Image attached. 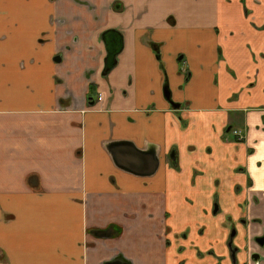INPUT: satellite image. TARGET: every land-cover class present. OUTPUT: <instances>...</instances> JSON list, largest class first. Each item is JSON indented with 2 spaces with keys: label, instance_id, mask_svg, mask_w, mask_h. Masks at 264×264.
<instances>
[{
  "label": "crops",
  "instance_id": "1",
  "mask_svg": "<svg viewBox=\"0 0 264 264\" xmlns=\"http://www.w3.org/2000/svg\"><path fill=\"white\" fill-rule=\"evenodd\" d=\"M263 235L264 0H0V264H264Z\"/></svg>",
  "mask_w": 264,
  "mask_h": 264
},
{
  "label": "flooded vegetation",
  "instance_id": "2",
  "mask_svg": "<svg viewBox=\"0 0 264 264\" xmlns=\"http://www.w3.org/2000/svg\"><path fill=\"white\" fill-rule=\"evenodd\" d=\"M230 128V130H231V127H229ZM234 133H235V130H234ZM235 135L237 136L236 137V139L238 140V141H241V140H243L244 139V135H243V131H241V132H239V134L238 133H235ZM257 242L260 244V243H264V235L263 236H261V237H258L257 238ZM261 245H263V244H261ZM256 254H258V253H256ZM259 255V257L258 258H255V254H254V256H253V259H256V260H259L260 259V254H258Z\"/></svg>",
  "mask_w": 264,
  "mask_h": 264
},
{
  "label": "trees",
  "instance_id": "3",
  "mask_svg": "<svg viewBox=\"0 0 264 264\" xmlns=\"http://www.w3.org/2000/svg\"><path fill=\"white\" fill-rule=\"evenodd\" d=\"M115 63V56L112 54L110 56V58L107 59L105 67L106 69H109L113 66V64ZM229 129V128H228ZM117 260H120L123 262V264H130L128 261H126L123 257H118Z\"/></svg>",
  "mask_w": 264,
  "mask_h": 264
},
{
  "label": "water",
  "instance_id": "4",
  "mask_svg": "<svg viewBox=\"0 0 264 264\" xmlns=\"http://www.w3.org/2000/svg\"><path fill=\"white\" fill-rule=\"evenodd\" d=\"M115 42H117V39H115ZM114 54H115V52H114ZM228 130H230V128H229ZM260 244H264V243L262 242V243H260ZM255 255H256L255 258H258V257H259L258 254H255ZM116 262H117V261H116ZM116 262H113V264H115Z\"/></svg>",
  "mask_w": 264,
  "mask_h": 264
},
{
  "label": "built area",
  "instance_id": "5",
  "mask_svg": "<svg viewBox=\"0 0 264 264\" xmlns=\"http://www.w3.org/2000/svg\"><path fill=\"white\" fill-rule=\"evenodd\" d=\"M240 132V131H239ZM239 132H238V134H239Z\"/></svg>",
  "mask_w": 264,
  "mask_h": 264
},
{
  "label": "rangeland",
  "instance_id": "6",
  "mask_svg": "<svg viewBox=\"0 0 264 264\" xmlns=\"http://www.w3.org/2000/svg\"><path fill=\"white\" fill-rule=\"evenodd\" d=\"M246 12H247V9H246Z\"/></svg>",
  "mask_w": 264,
  "mask_h": 264
}]
</instances>
